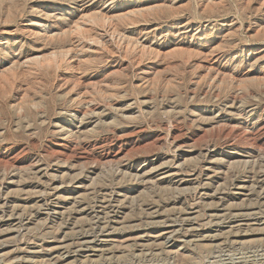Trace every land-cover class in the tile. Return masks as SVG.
I'll return each mask as SVG.
<instances>
[{
    "label": "rangeland",
    "instance_id": "1",
    "mask_svg": "<svg viewBox=\"0 0 264 264\" xmlns=\"http://www.w3.org/2000/svg\"><path fill=\"white\" fill-rule=\"evenodd\" d=\"M83 6L135 54L70 52ZM0 43V264H264V0H0Z\"/></svg>",
    "mask_w": 264,
    "mask_h": 264
},
{
    "label": "bare ground",
    "instance_id": "2",
    "mask_svg": "<svg viewBox=\"0 0 264 264\" xmlns=\"http://www.w3.org/2000/svg\"><path fill=\"white\" fill-rule=\"evenodd\" d=\"M71 5V3L69 4H67L66 6H70ZM73 6V5H72ZM88 6V5H87ZM57 7H59V6H57ZM83 8H84V6H83ZM87 9V8H86ZM86 9L84 8L81 12H82V14L81 15H79V17L76 19V21L74 22V24H73V26L71 27V29H70V31H69V33H66V34H69L68 35V37H69V40H68V42L70 43V46H71V51L70 52H72V50H73V52L74 51H76V52H79V51H81L82 53L85 51V49L86 48H88L89 49V51H90V49L92 48V47H95V46H99V44H100V42L103 40V39H107L108 41H113V42H111V44L112 43H114L115 41L114 40H116V39H118V43H117V41H116V43L118 44H112V45H115V46H117V48L120 50V52L121 53H123V54H125V55H127V54H129L130 56H132L133 54H135V51L131 48H129V46H124L123 45V43L121 42V41H123L122 39H121V37L119 36V34L114 30V28H112V26H107L105 23H108V22H104V24L103 23H101V22H96V21H94V20H97L96 19V17L95 16H89L87 13H85L86 12ZM89 9V8H88ZM76 10V9H75ZM79 10H81V9H79ZM78 10V11H79ZM34 18V20H41L42 19V17L41 16H34L33 17ZM48 18V17H47ZM48 23V22H47ZM33 26H34V29L33 30H31V32H30V36H31V38L32 39H35V38H37L38 39V37H40L41 35H42V31L43 32H45V30L46 29H43V26H42V24H41V21L40 22H35V21H33L32 23H31ZM108 24H110V23H108ZM66 32H67V30H66ZM48 34V33H47ZM63 34V33H62ZM65 34V33H64ZM50 35V34H49ZM48 36V35H47ZM52 36V35H51ZM50 36V38L52 39V37ZM55 36V35H54ZM63 37H64V35H63ZM62 37V38H63ZM50 38H47V40H49ZM53 38H55V37H53ZM64 39V38H63ZM53 40V39H52ZM65 40V39H64ZM55 41V40H54ZM59 41V40H58ZM64 42V41H63ZM68 42H67V44H68ZM105 43H107V41H104ZM62 43V42H61ZM103 43V42H102ZM110 43V42H109ZM1 44V43H0ZM55 44H56V41H55ZM58 44V43H57ZM60 44V43H59ZM63 44H65V43H63ZM65 47V46H64ZM69 47V46H68ZM98 49V48H97ZM67 50V51H68ZM89 51H87V49H86V51L85 52H89ZM92 51V50H91ZM94 52V51H93ZM54 53V52H53ZM51 54V53H50ZM57 54V53H56ZM55 54V55H56ZM58 55V54H57ZM52 56L53 55H51V56H49L48 55V57H45V59L44 60H47L45 63L47 64V66H45V67H47V68H58V69H60V68H62V67H66L67 65H65V61H61V59L59 60V61H61V63L59 62V63H51V62H49V58H52ZM56 57V56H55ZM212 57H214V56H212ZM57 58V57H56ZM132 58V57H131ZM36 59V58H35ZM39 59V58H38ZM37 59V60H38ZM54 60H55V58H53ZM33 60V59H32ZM63 60V59H62ZM29 62H32V64L33 63H35V61L33 62V61H31V60H28ZM28 61H27V63H28ZM56 61V60H55ZM133 61H135V60H133ZM137 61V60H136ZM44 63V64H45ZM67 63V62H66ZM134 63V62H133ZM139 63V62H138ZM68 64V63H67ZM138 65H141V62H140V64H138ZM45 67H42V69L44 68V69H46ZM64 69V68H63ZM49 70H51V69H49ZM57 72V71H56ZM9 83H10V81H9ZM1 85V84H0ZM12 85V84H11ZM1 87V89H2V86H0ZM91 95V97L93 98H95V95H96V93H94V94H92V93H90ZM88 95V94H87ZM91 98V99H92ZM91 102V101H90ZM73 116V115H72ZM178 169V168H177ZM261 186V185H260ZM245 213V212H244ZM178 234V233H177Z\"/></svg>",
    "mask_w": 264,
    "mask_h": 264
}]
</instances>
